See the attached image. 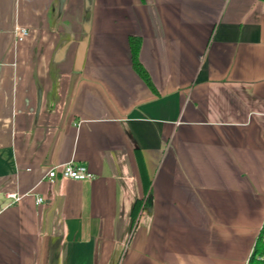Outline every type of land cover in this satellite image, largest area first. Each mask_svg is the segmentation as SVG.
<instances>
[{"label":"crops","instance_id":"0c3cea01","mask_svg":"<svg viewBox=\"0 0 264 264\" xmlns=\"http://www.w3.org/2000/svg\"><path fill=\"white\" fill-rule=\"evenodd\" d=\"M263 224L264 0H0V264H248Z\"/></svg>","mask_w":264,"mask_h":264},{"label":"trees","instance_id":"16d2710c","mask_svg":"<svg viewBox=\"0 0 264 264\" xmlns=\"http://www.w3.org/2000/svg\"><path fill=\"white\" fill-rule=\"evenodd\" d=\"M142 44V39L140 37L132 36L130 37V45H131V51H132V61H133V67L136 70V72L144 79L146 83H148L149 87L154 89V84L152 82V79L146 69V67L143 65V63L140 60V48ZM142 173L144 178H147L145 168L143 166ZM151 186V181L145 182V187L148 190ZM149 199V198H148ZM144 200V199H138L136 200L133 209H132V224L135 226V224L138 222L140 213L142 210L149 204L150 200ZM264 255V230L261 231L258 235L257 241L255 243L253 252L251 256L249 257L248 264H264V260H261L259 257Z\"/></svg>","mask_w":264,"mask_h":264},{"label":"built area","instance_id":"2783aa9c","mask_svg":"<svg viewBox=\"0 0 264 264\" xmlns=\"http://www.w3.org/2000/svg\"><path fill=\"white\" fill-rule=\"evenodd\" d=\"M28 29L24 27H17L16 28V35L18 38L22 39L24 36L28 34ZM88 166L85 164H79L76 162H70L64 166H57L53 165L50 166L46 172V177L50 179L51 181H56L61 178H67V179H75V180H90L94 177ZM8 198L18 201L20 200L21 194L19 192H10L8 193ZM44 198L38 196L37 197V203H43ZM264 230V224L261 227V231ZM261 260H264V255L259 257Z\"/></svg>","mask_w":264,"mask_h":264}]
</instances>
